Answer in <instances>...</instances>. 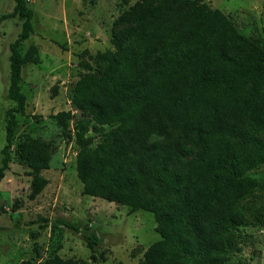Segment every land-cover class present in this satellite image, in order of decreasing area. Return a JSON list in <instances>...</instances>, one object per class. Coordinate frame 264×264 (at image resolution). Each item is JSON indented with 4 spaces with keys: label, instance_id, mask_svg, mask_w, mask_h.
Instances as JSON below:
<instances>
[{
    "label": "trees",
    "instance_id": "obj_1",
    "mask_svg": "<svg viewBox=\"0 0 264 264\" xmlns=\"http://www.w3.org/2000/svg\"><path fill=\"white\" fill-rule=\"evenodd\" d=\"M14 1L0 17L23 20L10 44L8 97L15 106L7 110L0 182L11 160L16 113L26 109L22 69L38 59L34 45L21 52L34 31L33 10L27 0ZM114 22L116 50L100 55L105 73H85L72 88L81 112L74 135L83 193L155 214L161 239L140 264H228L229 230L264 224V44L203 0H136ZM91 130L103 136L96 147ZM163 134L167 142H149ZM187 143L200 155L173 170ZM19 152L31 168L35 197L48 182L42 171L49 168V146L23 142ZM84 239L91 248L99 244L95 234ZM40 264L91 262L53 256Z\"/></svg>",
    "mask_w": 264,
    "mask_h": 264
},
{
    "label": "rangeland",
    "instance_id": "obj_2",
    "mask_svg": "<svg viewBox=\"0 0 264 264\" xmlns=\"http://www.w3.org/2000/svg\"><path fill=\"white\" fill-rule=\"evenodd\" d=\"M136 0H27L33 10L34 31L21 47L34 45L37 61L22 69L21 88L26 95L24 113L11 144V160L0 182V264H40L49 257L89 260L91 264H140L151 244L161 239L155 214L83 193L77 175L79 145L74 131L81 112L72 102V88L85 73L104 74L114 53L112 37L119 30L115 19ZM227 14L243 33L264 44V0H203ZM14 0H0V17L14 9ZM23 20L0 19V164L6 144L7 110L15 103L8 97L10 44L18 37ZM66 116L56 117L59 113ZM68 124L65 128L64 124ZM107 131L111 129L106 126ZM91 146L102 134L89 131ZM166 134L152 135L150 143H164ZM40 141L49 146V168L43 190L31 196V168L20 158L21 143ZM191 143L181 145L172 162L181 170L184 162L200 155ZM264 174V166L261 168ZM72 222L79 231L67 228ZM95 234L99 244L88 246L84 235ZM228 264H264V224L245 222L227 234ZM95 254L97 261L91 259Z\"/></svg>",
    "mask_w": 264,
    "mask_h": 264
}]
</instances>
